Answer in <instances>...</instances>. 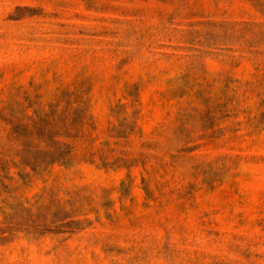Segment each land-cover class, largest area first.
I'll return each mask as SVG.
<instances>
[{
    "label": "rangeland",
    "instance_id": "374dc122",
    "mask_svg": "<svg viewBox=\"0 0 264 264\" xmlns=\"http://www.w3.org/2000/svg\"><path fill=\"white\" fill-rule=\"evenodd\" d=\"M0 264H264V0H0Z\"/></svg>",
    "mask_w": 264,
    "mask_h": 264
}]
</instances>
